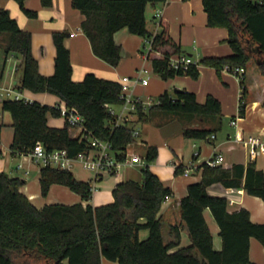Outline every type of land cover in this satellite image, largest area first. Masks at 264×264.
<instances>
[{
  "label": "trees",
  "instance_id": "obj_1",
  "mask_svg": "<svg viewBox=\"0 0 264 264\" xmlns=\"http://www.w3.org/2000/svg\"><path fill=\"white\" fill-rule=\"evenodd\" d=\"M30 18L38 11L26 7V0H15ZM53 0H41L50 7ZM167 0H72L73 6L85 16L82 29L90 39L94 53L110 65L117 67L122 60V47L115 40V33L127 27L131 34L151 40L148 59L154 72L164 80L176 76L200 78V69L170 67V57L183 54L181 46L170 35L167 19L159 21L160 30L151 32L147 27L148 4L166 3ZM207 23L211 27L228 30L227 42L233 52L227 56H205L199 64L216 69L219 77L226 65L230 72L236 68L256 70L264 76V6L260 0H203ZM32 32L24 30L9 9L0 7V36L6 55L21 58V76L15 87L34 92L56 94L69 108H76L85 119V126L100 139L113 143L119 159L134 140L129 123L111 130L115 117L109 105L121 104V81L100 78L88 73L74 81L70 50L65 46L68 31L55 32L56 70L51 76L42 75L38 60L32 53ZM250 77V73H249ZM245 73L239 115L244 117L248 104ZM161 103L143 111L138 107L140 121H148L155 112L175 113L182 117L213 121L210 128L184 125L186 138L206 139L215 135L223 126L221 101L209 94L200 103L196 93L186 89L165 91L159 96ZM2 110L10 113L15 133L13 155L27 154L42 142L48 151L68 148L75 155L87 148L84 139L75 138L70 126L50 127L48 116L60 117L58 106L37 101L5 100ZM1 128V126H0ZM158 147L147 148L148 164L158 158ZM202 179L191 183L188 194L180 202L181 218L191 238L190 246L178 247L181 241L180 226H173L175 241L166 243L162 233L163 220L159 213L172 189L165 186L149 165L142 169L143 182L128 179L113 189L114 201L101 206L54 203L42 208L35 206L21 191L24 179L0 172V264H103V258L119 264H259L250 258L251 238L264 246V223L251 219L250 211L241 208L230 211L225 196L212 195L209 186L221 183L224 187L244 188L264 200V169L256 161L201 165ZM184 172L177 167L176 173ZM43 197L53 184L68 186L83 201L93 199L92 181L78 179L72 171L53 166L40 170ZM209 208L217 219L222 237V249L214 246L212 230L204 211ZM149 229V237L140 239V231Z\"/></svg>",
  "mask_w": 264,
  "mask_h": 264
},
{
  "label": "crops",
  "instance_id": "obj_2",
  "mask_svg": "<svg viewBox=\"0 0 264 264\" xmlns=\"http://www.w3.org/2000/svg\"><path fill=\"white\" fill-rule=\"evenodd\" d=\"M2 1H4L5 6L0 2V7L9 9L11 15L17 19L20 26L24 30L32 32V53L38 60L39 71L42 75L51 76L55 73L58 49L54 42V33L62 31L70 33L68 37H65L64 43L70 50L73 66L72 78L74 81L81 82L88 73H95L100 78L121 81L125 76L134 77L143 66H147V62H151L150 60L146 61L142 56L144 49L148 46L146 39L143 36L131 34L127 27L115 33V40L122 47V60L119 66L114 67L98 57L92 49L90 39L81 26L85 16L73 6L72 0H53L50 7H44L41 0H26L27 8L38 11V17L36 18L28 17L15 0ZM159 12H161V18L169 21L170 35L175 42L181 46L184 53L191 55L194 59L200 60L202 57L212 55L227 56L233 52L226 41L228 30L223 27H211L208 25L207 12L205 11L203 0H167L166 3L148 4L146 7L147 27L153 33L160 30L159 21H161V18H157ZM2 41L0 36L1 46L3 45ZM10 55L12 56L13 54ZM10 55L7 56L5 53V62ZM18 58L22 62L21 58ZM207 68L216 71L215 68L200 65V73H203L204 71L202 70ZM245 75L249 79L247 81L248 104L244 117L239 115L242 89H244L241 79L236 81L238 86L235 85L234 89H229L232 91V99L238 100L234 111L236 114H233L230 124L234 119L238 122L235 125L231 124L235 127V131L227 135L228 141L216 142L219 138V131L215 134L216 138L214 139L211 137L206 139L186 138L183 135L184 125L200 128L214 126L213 121H205L199 118L190 120L191 118L189 119L186 116L183 117L185 119L180 124L175 118L172 119V115H166L168 114L166 112H155L148 121L154 122L164 134L165 142L161 144L151 143L147 138L143 137L141 128L146 122L145 120L140 121L138 118V124L134 123L131 125L129 123L133 129L139 130L141 134L139 140L148 145L140 154L145 156L147 148L151 145L158 147L159 152L156 162L147 165L165 186L172 189V195L163 203L159 215L163 217L162 233L166 243L175 241L176 234H173L172 227L180 226L181 241L178 247L172 249L173 251L179 247H186L191 244L190 234L181 218L180 202L188 194L190 184L199 182L202 179V170L204 169H202L201 165L218 154L224 156V164H247L253 160L250 158L249 153L237 142V135L242 137L250 134L264 136V76L256 70L250 71L249 67L245 71ZM20 76L21 72L19 75H14L13 82L2 85L14 86L18 83ZM187 77V75L176 76L170 82L167 81L165 83L160 80L150 81L147 86L141 84L136 86L134 91L136 95L146 101L149 97H159L165 91L174 92L178 88L186 89L196 93L198 101L204 103L207 96L212 93L200 92V89L196 90L190 87ZM200 78H202L201 74ZM22 92L31 102L37 101L50 106H59L65 103L53 93L34 92L29 89H24ZM215 97L218 98L219 96ZM218 99H221L222 110H224L227 105L225 100L221 97ZM112 109L115 111L113 105ZM115 113L118 114L116 111ZM4 114H2L3 118L0 121V172H5L11 177L24 179L25 182L21 187V191L29 196L28 198L38 208H42L47 204H74L79 202L84 205L101 206L112 203L115 200L113 189L117 184L128 179L143 182V177L141 180H139L138 176L129 175L125 177L123 169L127 167L142 170L144 167L140 165H125L121 169L122 172L120 170L118 173L104 176L101 179L102 183L98 185V191L93 194V199L89 201H83L78 193L76 194L68 186L62 184H53L48 195L43 197L40 184L42 165L36 163L29 156L13 155L11 145L15 131L11 126L12 121L6 122L4 120ZM48 125L63 129L66 125V119L64 116L55 117L49 115ZM70 133L77 138L79 130L70 127ZM226 144L228 146H225ZM256 162L258 168L264 169L262 159H258ZM20 164L22 166H19ZM191 164H193V171L190 175H185L183 172L176 173L177 167H183L184 169ZM92 177L93 174L85 181H91ZM208 191L212 195L227 197L230 203V211L246 208L250 211L251 219L254 222L264 223V200L261 197L249 194L244 188L224 187L221 183L209 186ZM204 214L213 233L214 246L217 250H221L223 242L217 219L214 218L209 208L205 209ZM140 232L141 240L149 237V229H142ZM250 253L252 261L264 264V246L255 237L251 238ZM103 264H119V262L103 258Z\"/></svg>",
  "mask_w": 264,
  "mask_h": 264
},
{
  "label": "built area",
  "instance_id": "obj_3",
  "mask_svg": "<svg viewBox=\"0 0 264 264\" xmlns=\"http://www.w3.org/2000/svg\"><path fill=\"white\" fill-rule=\"evenodd\" d=\"M260 3L264 6V0H260ZM157 18H161V12L157 14ZM146 42L148 46L144 49V53H142V56L146 61H149L148 53L152 48L151 40H146ZM191 65L200 67L199 60L194 59L189 54H176L170 57V67L173 69L186 70ZM151 70L152 69L145 65L138 71V73L134 77L125 76L122 78V112L116 114L112 109V106L106 104V106L109 107L111 113L115 117H117L111 124V130L125 123H131L134 115H136L138 119L139 105H142L143 111H148L153 106L159 105L161 103L159 97H149L145 101L139 95H136L134 91L136 86L140 84L144 86H147L149 84L150 75L152 73ZM223 70L230 72L229 65H226ZM233 73H241V79L244 76L245 69L236 68ZM5 100L30 101L21 90L15 87V85H0L1 106ZM58 107L61 109L62 115L66 119V123L70 127L77 128L79 130L77 138L84 139L87 143V148L75 155H72L70 154L68 148H60L48 151L42 142H37L34 146L35 148H33L31 152L27 154L23 153L20 155L31 157L36 163H40L42 167L44 165L53 166L58 169L72 171V168L75 165H82V168L91 171L93 174V177L91 179L93 194L99 189L97 184L99 183L98 181H100L106 175L118 173L123 167H125V165H140L142 167L147 166L148 163L145 159V156L137 151V147L142 143L139 140V136L141 134L138 129H133L134 140L128 144L125 149L126 151L123 152L124 159H119L118 154L114 149L113 143L109 140L100 139L99 137L95 136L93 132L89 131L85 126L84 117L79 114L76 108H69L66 103L59 105ZM2 114L3 113L0 112V121L3 118ZM237 122L238 121L234 119L231 124L235 125L237 124ZM211 138L214 139L216 138V136L212 135ZM237 142L243 149H245L249 153L250 158L253 161L262 159L264 164V136L250 134L242 137L241 135H237ZM224 160V156L222 154H218L208 159L207 163L210 166H217L220 164H224ZM19 166H22V164H20ZM192 169L193 164L185 167L183 173L185 175H190L193 171Z\"/></svg>",
  "mask_w": 264,
  "mask_h": 264
},
{
  "label": "rangeland",
  "instance_id": "obj_4",
  "mask_svg": "<svg viewBox=\"0 0 264 264\" xmlns=\"http://www.w3.org/2000/svg\"><path fill=\"white\" fill-rule=\"evenodd\" d=\"M0 2H2L1 4H4L5 6L4 1L0 0ZM147 66L150 69H152L151 70L152 73L150 75V81L154 82V81L160 80L163 83H165L167 81L170 82V80L172 79L170 78L168 80H164L163 78H161L157 73L154 72L151 62H147ZM202 71H204L203 73H201L202 78L194 79L191 76H188L187 81L190 83V87L196 90L200 89V92L201 91L211 92L212 94H214V96H219L225 100L227 105L223 110V126H222V129L218 132L219 138H218V141L216 142L219 143L221 141H228L227 135L229 133H234L235 131V127H233L230 124V120L233 118V114H236L234 111H235L236 102H238L237 99L235 100L232 99V91L229 89L230 88L234 89L235 85L238 86L236 81L240 80L241 73L237 74V73L228 72V71L223 70L222 76L219 77L217 72L211 68H207ZM20 72H21V61L19 60L18 56L10 55L8 60L5 62V50H4V47L0 45V85L10 84L11 82L14 81L13 80L14 75L15 74L19 75ZM200 95L203 96L201 93ZM113 108L118 114L121 113L123 110V106L121 104H115L113 105ZM0 111L5 113L4 120L6 122L12 121L10 113L7 111H3L1 105H0ZM166 115H169V116L172 115L173 116L172 119L175 118V120L178 121L180 124H182L183 119H185L182 116H179L175 113H168ZM134 123L138 124L136 115L133 116L131 125H133ZM141 130H142L143 137L147 138L151 143L161 144L165 142L164 134L159 130V127L155 125L154 122H151V121L144 122ZM141 142H142L141 145L137 149V151L140 153H142L144 151V148L148 146L143 141ZM207 145H210V144H207ZM225 146H228V144H226ZM155 162L156 161L152 163H155ZM81 166L82 165L80 164L75 165L72 168V172L78 179L87 180L91 176L92 172L82 168ZM123 171L125 172V177H128L129 175L134 176V177L138 176V178H140L139 180H141V178L143 177V171L138 168L134 169V168L126 167L125 169H123ZM98 182L99 183L97 184L100 185V183H102V180Z\"/></svg>",
  "mask_w": 264,
  "mask_h": 264
}]
</instances>
